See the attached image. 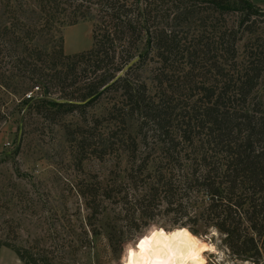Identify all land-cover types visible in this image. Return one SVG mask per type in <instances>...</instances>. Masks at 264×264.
Masks as SVG:
<instances>
[{
  "label": "trees",
  "instance_id": "obj_1",
  "mask_svg": "<svg viewBox=\"0 0 264 264\" xmlns=\"http://www.w3.org/2000/svg\"><path fill=\"white\" fill-rule=\"evenodd\" d=\"M40 1L53 15L68 9L75 19L94 9L93 45L66 56L69 63H60L65 69L56 68L57 61L50 63L35 42L41 28L1 18V87L12 93L31 81L47 94L58 84L64 90L72 72L77 76L71 86L85 82L83 101L99 92H115L109 112L121 116L123 123L134 116L139 142L157 137L153 150L158 153L133 156L122 180L101 182L102 201L121 204L130 223L165 211L173 215L172 225L193 233L217 229L232 253H258L264 246V97L255 91L264 61L250 60L244 66L237 62L241 33L257 28L254 20L241 28L259 16L251 1ZM234 11L242 17L236 27L217 31L220 49L213 55L208 33H198L187 44L190 30L180 33L184 25L206 29L209 14L222 17ZM31 14L40 19L37 10ZM36 98H24L25 103ZM68 99L56 104L69 110L83 104ZM132 144L139 143L133 139ZM23 252L16 250L25 264H53L38 251Z\"/></svg>",
  "mask_w": 264,
  "mask_h": 264
},
{
  "label": "rangeland",
  "instance_id": "obj_2",
  "mask_svg": "<svg viewBox=\"0 0 264 264\" xmlns=\"http://www.w3.org/2000/svg\"><path fill=\"white\" fill-rule=\"evenodd\" d=\"M250 1L259 16L253 15L241 28L253 20L257 28L241 33L237 44L239 66L250 60L264 61V0ZM32 10L39 12L38 21ZM73 13L67 9L53 15L40 0H0V22L10 16L41 28L35 42L50 63L57 61L56 68L65 69L60 63H69L66 56L93 45L96 11L76 19ZM209 15L206 29L193 24L179 30L181 35L190 30L186 44L198 33H208L214 42L209 55H213L220 49L217 31L236 27L242 14ZM75 76L68 73L63 83L67 87L60 91L62 85L58 84L47 94L31 81L12 93L0 84V264H25L17 249L22 253L25 249L38 251V256H45L53 264H121L122 256L128 258V245L137 253L135 259H142L139 245L145 240L149 244L143 255L151 257L153 248L164 243L187 242L182 235L172 237L174 232L187 229L198 239L209 236L211 228L193 233L186 226L172 225L173 215L165 211L133 224L121 204L108 198L102 201L101 182L122 180L128 159L133 156L156 155L153 148L158 138L148 137L141 144L134 116L126 117L123 123L121 116L109 112L115 92H99L83 101L85 82L71 86ZM30 92L38 98L25 103ZM255 93L264 97V72ZM72 94L75 99L66 98ZM64 98L83 104L74 110L56 104ZM133 139L139 144H132ZM222 237L219 233L211 238L224 254L220 264H264V246L258 253L235 254ZM202 242L207 244L208 240ZM203 255L208 257V264L216 259L206 251Z\"/></svg>",
  "mask_w": 264,
  "mask_h": 264
},
{
  "label": "clouds",
  "instance_id": "obj_3",
  "mask_svg": "<svg viewBox=\"0 0 264 264\" xmlns=\"http://www.w3.org/2000/svg\"><path fill=\"white\" fill-rule=\"evenodd\" d=\"M171 235L172 237L182 235L187 238V242L181 241L180 244L175 246L164 243L162 247L153 248L151 257H146L143 255V250L149 244V241L145 240L139 245L142 259H135L137 253L133 251L131 245H128L126 246L128 258L125 259L122 256L121 264H208V257L203 255L205 251L216 255L213 264H220V261L225 259L224 254L218 251L211 240L212 236L219 235L217 229H211L209 236L199 239L187 229L179 233L174 232ZM204 239L208 240L207 244L202 242Z\"/></svg>",
  "mask_w": 264,
  "mask_h": 264
},
{
  "label": "built area",
  "instance_id": "obj_4",
  "mask_svg": "<svg viewBox=\"0 0 264 264\" xmlns=\"http://www.w3.org/2000/svg\"><path fill=\"white\" fill-rule=\"evenodd\" d=\"M26 96H27L26 98H30L31 96H34V95H32V92H30Z\"/></svg>",
  "mask_w": 264,
  "mask_h": 264
},
{
  "label": "bare ground",
  "instance_id": "obj_5",
  "mask_svg": "<svg viewBox=\"0 0 264 264\" xmlns=\"http://www.w3.org/2000/svg\"><path fill=\"white\" fill-rule=\"evenodd\" d=\"M178 244H180V243H179V242H177V243H174V244H172V245H174V246H175V245H178Z\"/></svg>",
  "mask_w": 264,
  "mask_h": 264
},
{
  "label": "snow or ice",
  "instance_id": "obj_6",
  "mask_svg": "<svg viewBox=\"0 0 264 264\" xmlns=\"http://www.w3.org/2000/svg\"><path fill=\"white\" fill-rule=\"evenodd\" d=\"M143 243V242H142Z\"/></svg>",
  "mask_w": 264,
  "mask_h": 264
}]
</instances>
